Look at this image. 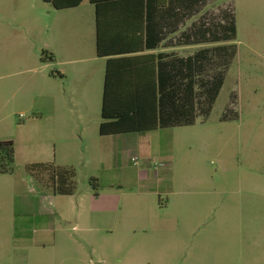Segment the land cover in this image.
I'll return each instance as SVG.
<instances>
[{
	"label": "rangeland",
	"instance_id": "374dc122",
	"mask_svg": "<svg viewBox=\"0 0 264 264\" xmlns=\"http://www.w3.org/2000/svg\"><path fill=\"white\" fill-rule=\"evenodd\" d=\"M186 5L167 46L226 49L212 59L223 85L195 125L130 135L134 149L100 136L103 63H71L92 54L69 55L84 42L69 39L64 14L0 0V69L17 50L25 99L14 122H0V143L14 148L0 179V264H264V0ZM225 14L235 29L226 41L185 43L196 28L222 32ZM80 78L82 104L69 98L81 99ZM34 164L73 169L74 194L54 193L48 172L36 180ZM146 173L155 189L140 195Z\"/></svg>",
	"mask_w": 264,
	"mask_h": 264
},
{
	"label": "trees",
	"instance_id": "16d2710c",
	"mask_svg": "<svg viewBox=\"0 0 264 264\" xmlns=\"http://www.w3.org/2000/svg\"><path fill=\"white\" fill-rule=\"evenodd\" d=\"M153 1L152 7V0H147L141 12L142 27L146 34L145 44L132 52L123 53L156 50L170 35L168 25L162 21L166 19L171 24L180 17L177 7L187 6L186 4L192 7L200 6L205 0ZM99 11L98 9V34L101 28ZM225 19L226 24L218 28L222 32L196 28L183 34L185 43L200 45L226 41L228 34H234L235 29L232 24L228 25L226 14ZM102 43L98 35V56L108 57L103 86L100 136H122L189 127L196 124L200 115H208L211 112L223 85L225 73L214 71V66L219 64L212 59L217 51L226 49H202L187 58L165 54L159 57L153 55L124 57L105 54ZM42 62L45 63L46 60L42 59ZM0 155V174H11L14 161L13 142H1ZM29 171L36 180L42 173L48 172L50 177L47 185L53 188L54 193L71 196L75 192L73 169L34 164L29 167ZM38 217L41 218L40 215ZM22 218L17 209L16 232L30 227V220H23L21 223Z\"/></svg>",
	"mask_w": 264,
	"mask_h": 264
},
{
	"label": "crops",
	"instance_id": "0c3cea01",
	"mask_svg": "<svg viewBox=\"0 0 264 264\" xmlns=\"http://www.w3.org/2000/svg\"><path fill=\"white\" fill-rule=\"evenodd\" d=\"M43 5H46L50 9L57 13H63V24L67 26L69 39L75 42H84L80 44L70 45V56L81 57L86 54H92L89 59L75 60L71 63H80L81 65L91 62L102 61V98H103V86L105 77V68L108 57L98 56V35L101 39L102 48L105 54L111 56H147L153 55L159 57V55H174L179 58H187L192 56L194 52L183 55L185 47H168L167 41L170 38L166 37L156 50L144 51L141 53H123L132 52L134 49L140 48L145 44L146 34L142 25L141 12L145 8L147 0H39ZM151 4V3H150ZM154 1L152 0L151 6L153 7ZM61 9V10H57ZM100 15L101 28L98 34V13ZM133 12V13H130ZM134 14H139L135 16ZM163 24L170 26V22L166 19L162 21ZM172 24V23H171ZM166 30V29H164ZM196 46H192L195 48ZM122 49V50H121ZM14 58L10 67H4L0 69V122L13 121L18 117L19 113L24 110V86L22 77L24 75L22 57L19 59L18 51L13 52ZM149 67V66H148ZM83 72V68H81ZM81 74V73H79ZM81 99L77 101L75 94H78L75 90L71 92L69 98L71 102H77L82 104L83 101H87V93L83 92V81L80 78ZM102 107V106H101ZM30 112L35 116L37 114L43 115L41 111L31 109ZM39 112V113H36ZM102 120L99 123V127ZM16 126V123H14ZM18 126V125H17ZM128 134L121 136H109L108 138L115 139L119 137L117 141L121 146L137 149L141 141L137 137L130 138ZM102 137V136H101ZM124 137V138H123ZM5 142V141H3ZM116 143V141H114ZM113 143V144H114ZM138 155V154H137ZM11 174H0V179L9 177ZM151 174H140L141 192L145 190H154L153 180L149 179ZM155 175V174H154ZM17 198V197H15ZM19 198V197H18ZM34 201V200H33ZM33 205V204H32Z\"/></svg>",
	"mask_w": 264,
	"mask_h": 264
},
{
	"label": "built area",
	"instance_id": "2783aa9c",
	"mask_svg": "<svg viewBox=\"0 0 264 264\" xmlns=\"http://www.w3.org/2000/svg\"><path fill=\"white\" fill-rule=\"evenodd\" d=\"M132 161L134 162V164L137 163V157L133 158Z\"/></svg>",
	"mask_w": 264,
	"mask_h": 264
}]
</instances>
